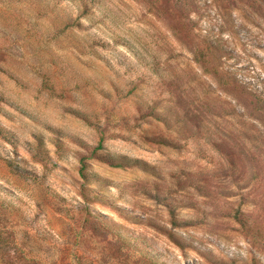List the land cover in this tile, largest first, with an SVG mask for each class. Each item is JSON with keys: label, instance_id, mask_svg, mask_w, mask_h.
<instances>
[{"label": "rangeland", "instance_id": "rangeland-1", "mask_svg": "<svg viewBox=\"0 0 264 264\" xmlns=\"http://www.w3.org/2000/svg\"><path fill=\"white\" fill-rule=\"evenodd\" d=\"M0 264H264V0H0Z\"/></svg>", "mask_w": 264, "mask_h": 264}]
</instances>
